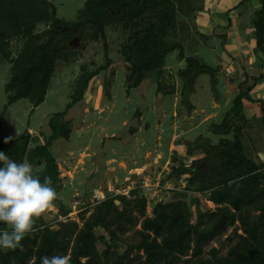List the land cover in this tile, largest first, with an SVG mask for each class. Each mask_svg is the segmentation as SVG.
<instances>
[{
  "label": "trees",
  "instance_id": "trees-1",
  "mask_svg": "<svg viewBox=\"0 0 264 264\" xmlns=\"http://www.w3.org/2000/svg\"><path fill=\"white\" fill-rule=\"evenodd\" d=\"M258 2L251 24L255 50L264 56V0ZM195 10L193 0H86L75 19L68 21L57 16L51 0H0V61L11 64L5 86L8 104L20 98H29L34 106L44 101L57 62L76 53L70 44L74 37L81 45L103 40L105 54V62L93 70L88 67L95 64L93 60L82 65L66 109L48 119L50 134L44 142L26 131L11 142L1 143L0 150L16 162L27 160L42 166L33 173L41 180L50 178L56 192L53 201H58L62 178L53 142L69 139L71 120L65 118L69 109L83 99L90 82L113 63L107 43L109 26L121 27L126 34L120 52L130 65L128 89L158 70L164 74L163 80L157 79L158 90L175 93L165 60L178 48L186 62L178 75L188 110L194 108L190 96L203 73L211 75L218 101L221 66L186 55L179 39L191 34L183 18H191ZM40 25L45 29L38 31ZM261 75L250 83L247 78L240 80L239 92L223 121L209 124L212 133L222 135L218 142L200 133L195 140L184 141V155L172 153L170 171L160 182L185 178L176 199L154 200L149 213L148 197L139 180L128 194L94 198L92 204L80 207L77 219L68 217L70 207L59 200L58 215L63 219L48 222L43 214L35 218L16 249L0 252V264H40L45 255H67L70 264H264V162L254 157L239 121L245 117L243 100H254L250 92ZM105 87L110 89L107 84ZM190 192L205 195V201L198 200L204 208H192L187 200ZM208 201L212 205H207ZM100 229L103 231L98 232Z\"/></svg>",
  "mask_w": 264,
  "mask_h": 264
},
{
  "label": "rangeland",
  "instance_id": "rangeland-1",
  "mask_svg": "<svg viewBox=\"0 0 264 264\" xmlns=\"http://www.w3.org/2000/svg\"><path fill=\"white\" fill-rule=\"evenodd\" d=\"M51 1L57 8L58 17L72 21L76 17L77 10L86 0ZM183 19L191 28L190 35L184 37L183 34L179 37L186 55H196L203 63L213 67L222 66L218 73L220 92L218 105L213 106V102L217 100L211 87V75L203 73L197 78L196 90L190 96L191 103L196 106L195 111L190 113L181 96L182 79L178 71L186 62L185 59L180 58L178 48L171 51L165 60V69L172 74L176 85L175 93L160 92L157 77L154 76L145 79L139 86L128 89L127 72L130 70V65L124 61L120 52L126 34L121 27L109 26L107 43L113 63L90 82L83 99L69 109L65 116L71 120L72 132L69 139L58 138L53 142L52 151L58 161L62 188L57 193L58 201H52L51 206L43 213L48 222H54L57 218L63 219L58 215L59 200L70 207L71 212L68 217L77 219L80 207L92 204L94 198L109 193L128 194L130 189L128 186H135L139 180L148 197L147 210L150 213L154 200L176 199L177 193L184 189V177L176 182L172 180L165 181L164 184L160 182L161 179L167 178L170 171L167 160L172 155H170L169 143L173 133L177 131L180 139L187 140H195L202 133L215 143L221 138L222 135L212 133L208 126L212 121L217 123L223 121L235 97V94L224 96L228 88L223 84L227 65L221 62L222 43L215 41V47H212L211 41L200 36L193 26L194 13L191 18ZM44 29L45 25L38 26V31ZM103 43L104 41L100 40L84 45L80 43L73 45L76 53L69 59L57 62L45 99L38 106H34L29 98H20L8 104V92L5 86L10 78L11 64L9 61H0V144L5 143V138H9L8 142H11L26 131L38 135L41 142H44L50 134L48 119L53 114L66 109L71 95L76 90L82 65L93 60L94 65L88 64L89 69L93 70L105 62ZM14 47L15 44L12 49L17 53ZM160 75L161 78L158 79L163 80L164 74L160 73ZM236 82L239 84L240 81L236 80ZM106 84L110 89L105 87ZM213 111L215 115L211 119L201 121L206 114ZM239 121L248 143L259 133V125L261 129L262 125L264 126L262 116L245 115ZM134 128L135 130L132 131ZM147 152L149 155L146 154ZM96 153H99L96 155L99 158L117 159L116 162L111 160L105 162L103 159L100 161V165H105L110 171L121 160L127 161L129 165H133V161L136 160V165L143 166L145 163L148 167L143 175L141 174V178L134 175L129 180H125L119 169V178L110 177L112 175L110 172L104 174L102 168L98 175H93L96 167L91 160ZM38 169H42V166L32 165V171ZM199 199L205 201V195L196 192L187 195V200L194 210L197 206L205 207L204 203L198 202ZM206 204L212 205L209 201ZM99 247L102 249L103 245L99 243Z\"/></svg>",
  "mask_w": 264,
  "mask_h": 264
},
{
  "label": "crops",
  "instance_id": "crops-1",
  "mask_svg": "<svg viewBox=\"0 0 264 264\" xmlns=\"http://www.w3.org/2000/svg\"><path fill=\"white\" fill-rule=\"evenodd\" d=\"M193 1L196 8L193 22L194 29L206 35L205 38H207L209 42H212L210 46L215 47V41L222 43L223 59H221V62L227 65V71L224 73L226 79L223 84L225 88H228L224 96L236 95L239 92L236 80L240 81L247 78L248 83H250L254 76L262 74L255 80L254 87L250 92L254 100H243V112L247 117L262 116V118H264V56L261 52L255 50V40L253 38L254 27L251 24L252 13L259 7L258 0H245L242 3L241 0ZM152 76L157 77V79L161 78L159 72L153 73ZM218 103L219 101L213 102V106L215 107ZM195 107L194 105L190 113L195 111ZM214 115L215 111L210 112L206 114L201 121L211 119ZM263 127L262 125L261 129V125H259V133L253 136L251 142L249 141L250 148L253 150V155L261 162H264ZM179 135L180 134L176 131L171 137V142L169 143V150H171L170 155L174 151H177L180 155H184L185 146L183 143L187 139H180ZM84 154L87 155V153ZM97 154L99 153L94 154L91 160L93 166L95 165L96 167V171L93 175H98L102 168L104 174L110 172L112 173L110 177L119 178V169L122 171L123 176H125V180H129L131 176L134 175L141 178V174L143 175V172L146 171L148 167V164L145 163L143 166L136 165V160L133 161V165H129L127 161L121 160L117 165H114L113 169H111L112 171H110L105 168V165H100V161L103 159L105 162L108 160L116 162L117 159L114 157L99 158L96 157ZM146 154L149 155L148 152ZM170 158L171 156L169 160H167V164L170 163ZM80 160L85 165L83 158ZM186 161L189 162V160ZM82 169L85 168L82 167ZM170 181L171 180H167L166 182ZM128 187L130 189L132 188L131 186Z\"/></svg>",
  "mask_w": 264,
  "mask_h": 264
},
{
  "label": "clouds",
  "instance_id": "clouds-1",
  "mask_svg": "<svg viewBox=\"0 0 264 264\" xmlns=\"http://www.w3.org/2000/svg\"><path fill=\"white\" fill-rule=\"evenodd\" d=\"M51 185L48 176L41 180L33 173L28 161L16 162L0 150V252L16 249L35 218L51 206L56 196ZM40 264H70V260L67 255H45Z\"/></svg>",
  "mask_w": 264,
  "mask_h": 264
},
{
  "label": "water",
  "instance_id": "water-1",
  "mask_svg": "<svg viewBox=\"0 0 264 264\" xmlns=\"http://www.w3.org/2000/svg\"><path fill=\"white\" fill-rule=\"evenodd\" d=\"M80 41H79V38L76 36L74 37L71 41H70V44L71 45H76V44H79Z\"/></svg>",
  "mask_w": 264,
  "mask_h": 264
}]
</instances>
